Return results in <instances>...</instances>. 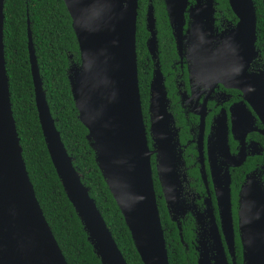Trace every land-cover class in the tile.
I'll return each instance as SVG.
<instances>
[{"label": "water", "instance_id": "obj_1", "mask_svg": "<svg viewBox=\"0 0 264 264\" xmlns=\"http://www.w3.org/2000/svg\"><path fill=\"white\" fill-rule=\"evenodd\" d=\"M191 1L192 4L188 0H163L172 36L176 42L179 36H185L190 45L191 78L206 87L221 84L238 89L262 126L257 132L264 138V72L252 71L254 59L259 56L255 48L253 1L226 0L236 22L220 31L213 22L215 0ZM62 2L79 53V64L67 70L68 88L77 119L87 131L85 138L96 167L141 263L168 264L153 189L151 156L167 215L174 222L181 243L179 220L189 208L181 197L175 133L158 69L153 71L148 87L147 129L143 123L134 46L137 0ZM260 2L264 18V0ZM2 4L0 0V264H67L42 215L21 158L4 69ZM184 14L187 21L183 33ZM144 21L145 29L154 36L150 5ZM26 37L37 121L62 191L100 264H126L54 127L28 26ZM149 43L150 40L146 46L151 52ZM252 123L253 117L247 111L232 117L234 132L236 127L244 126L241 135L255 131L250 127ZM244 157L242 153L230 157L228 164L218 169L220 174L212 178L219 226L208 215L206 240H195L196 264H235L227 168L240 166ZM260 170L245 175L237 193L236 231L241 264H264V165ZM192 216L198 238L203 234H198L199 214Z\"/></svg>", "mask_w": 264, "mask_h": 264}, {"label": "trees", "instance_id": "obj_2", "mask_svg": "<svg viewBox=\"0 0 264 264\" xmlns=\"http://www.w3.org/2000/svg\"><path fill=\"white\" fill-rule=\"evenodd\" d=\"M255 10V46L264 67V18L260 0H252ZM146 0H137L135 21V57L138 93L145 128L148 127L147 100L150 79L149 63L144 46L147 35L143 14ZM222 20L234 24L236 19L226 0H215ZM156 28L168 34L162 0H151ZM2 46L9 103L21 158L34 196L51 234L67 264H100L86 240L70 203L66 199L49 160L33 101L32 83L27 58L26 27L36 61L41 88L54 127L73 168L81 175V183L88 189L105 226L111 234L126 264H142L130 239L118 208L94 162L93 151L85 138L87 131L77 119L68 88L67 70L79 64V53L71 28V21L62 0H3ZM218 20L221 19L217 14ZM28 24H27V23ZM264 141V140H263ZM147 144L150 140L147 137ZM262 159V161H261ZM153 156L150 158L153 189L162 229L168 264H196L195 234L192 219L180 220L179 241L174 223L169 220L155 176ZM264 162V156L258 162ZM252 160L230 172L231 215L234 224L235 264H241V249L236 233V189L241 171L252 170ZM192 174V172H190ZM261 181L264 186V176ZM199 188L198 184H195Z\"/></svg>", "mask_w": 264, "mask_h": 264}, {"label": "flooded vegetation", "instance_id": "obj_3", "mask_svg": "<svg viewBox=\"0 0 264 264\" xmlns=\"http://www.w3.org/2000/svg\"><path fill=\"white\" fill-rule=\"evenodd\" d=\"M188 1L192 4L191 0ZM149 5L152 7L151 0H146L143 14L144 29L145 11ZM213 10L214 27L218 31L231 25L222 20L223 14L216 9V2L213 5ZM163 14L162 23L167 27L168 34L162 31V27L156 28L153 7L154 36H150V33L145 29L147 35L144 38V46L147 54L146 61L150 68L149 82L153 71L158 69L167 100L166 110L171 116V126L175 133L174 141L179 156L177 169L181 180V197L189 208L183 216H189L192 219L196 237L197 229L192 214H199L198 220L201 227L207 213L213 217L215 225L219 226L212 185V178L220 174L218 169H223L228 164L230 157L233 158L238 153L245 155L240 166H228L227 168L230 193L231 171L242 167L246 161L252 160V170L257 169L258 172H261L260 168L264 162H261L262 159L258 162V158L264 156V138L257 132L262 126L238 89L226 88L221 84L206 87L207 84L195 82L191 78L188 51L190 45L185 36H179L177 42L176 38L172 36L164 4ZM217 14L220 15V20H218ZM183 18L182 32L184 33L186 14L183 15ZM148 40H150L149 49L151 52L146 46ZM255 48L259 54L258 48L256 46ZM252 71L264 72L260 55L254 59ZM244 111L252 115L253 123L250 127L255 128V131H247L241 135L244 126L236 127L234 132L232 117L235 114L240 117ZM252 170L241 171L243 174L236 189V199L245 175ZM195 184L199 185L198 189Z\"/></svg>", "mask_w": 264, "mask_h": 264}, {"label": "rangeland", "instance_id": "obj_4", "mask_svg": "<svg viewBox=\"0 0 264 264\" xmlns=\"http://www.w3.org/2000/svg\"><path fill=\"white\" fill-rule=\"evenodd\" d=\"M208 214H207V216L205 217V222L202 224V227H200V230H199V232H198V234H200V232H203V234L202 235H199V237L197 238L196 237V239H198V240H200V241H202V239L203 240H206V236L204 235L205 234V232H206V230L209 228V224H208Z\"/></svg>", "mask_w": 264, "mask_h": 264}]
</instances>
